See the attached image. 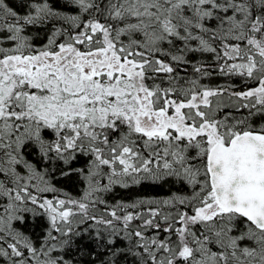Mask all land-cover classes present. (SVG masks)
I'll return each mask as SVG.
<instances>
[{
    "label": "snow or ice",
    "instance_id": "snow-or-ice-1",
    "mask_svg": "<svg viewBox=\"0 0 264 264\" xmlns=\"http://www.w3.org/2000/svg\"><path fill=\"white\" fill-rule=\"evenodd\" d=\"M0 264H264V0H0Z\"/></svg>",
    "mask_w": 264,
    "mask_h": 264
}]
</instances>
